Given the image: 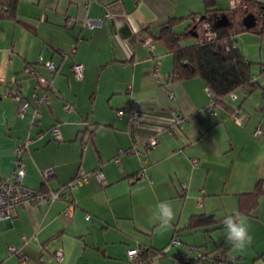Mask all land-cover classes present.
<instances>
[{
  "label": "crops",
  "instance_id": "0c3cea01",
  "mask_svg": "<svg viewBox=\"0 0 264 264\" xmlns=\"http://www.w3.org/2000/svg\"><path fill=\"white\" fill-rule=\"evenodd\" d=\"M246 1L247 9H234L231 0H213L215 20L226 15L254 83L223 102L200 77L172 81L173 56L153 41L170 17L183 19L174 27L182 31L189 15L205 14L204 0H19L12 16L0 14V175L13 179L15 147L29 139L22 184L69 193L17 205L10 220L0 219V264H264V195L240 213L253 237L243 252L226 241L222 223L264 184V162H254L264 151V0ZM248 12L255 26L242 29ZM20 87L24 112L13 97ZM45 91L48 103L39 104ZM57 123L60 137L51 132ZM81 173L87 179L67 188ZM162 201L175 212L167 229L152 219ZM201 215L212 221L188 228ZM221 254L226 260L217 261Z\"/></svg>",
  "mask_w": 264,
  "mask_h": 264
},
{
  "label": "trees",
  "instance_id": "16d2710c",
  "mask_svg": "<svg viewBox=\"0 0 264 264\" xmlns=\"http://www.w3.org/2000/svg\"><path fill=\"white\" fill-rule=\"evenodd\" d=\"M19 0H0V14L12 16L15 13ZM206 13L193 19L182 31H176L174 27L183 21L180 18L170 17L159 28L153 41L162 43L173 56L171 72L172 81H181L189 77H200L212 92L216 102H223L229 94L241 88L253 89V77L250 62L242 49L236 44L230 24L219 25L216 10L213 8V0H204ZM197 19V21H196ZM208 21L216 37L211 40L199 41L194 39L191 43H184L197 27ZM242 29H246L241 26ZM261 181L257 182L250 194L241 196L239 213L247 214L257 205L260 196L264 195V186ZM43 189L42 186L39 187ZM63 194L69 195L64 190ZM246 201L245 205L243 201ZM208 216H192L188 228H196L211 222ZM218 261V258H216Z\"/></svg>",
  "mask_w": 264,
  "mask_h": 264
},
{
  "label": "built area",
  "instance_id": "2783aa9c",
  "mask_svg": "<svg viewBox=\"0 0 264 264\" xmlns=\"http://www.w3.org/2000/svg\"><path fill=\"white\" fill-rule=\"evenodd\" d=\"M238 7L247 9L249 7V3L246 0H231V8L235 9ZM70 19H73V18H70ZM87 24L89 23L87 22ZM215 37H216V33L214 30L211 29L210 22H208L207 20L203 21L200 24V29H199V33L197 34V39L199 41H204V40H211ZM144 46L147 47L148 49L152 48L153 42L151 41V39L144 40ZM71 51H74V48H72ZM45 65L51 72L55 71L57 67L56 64L52 61L45 62ZM27 71L31 74H35L34 70L31 67L27 68ZM73 72L76 77L78 78L82 77L83 75L82 64L73 65ZM38 82H39L38 86L41 85L44 88H47V86L49 87L50 85L49 82L44 77H38ZM19 89H20L19 91L16 90L14 92L13 97L15 100L18 101L19 110L21 112H24L27 108V102L21 97V93H20L21 87ZM210 93L213 96L211 91ZM48 100H49V96H48V93H46V91L43 92V94L41 95H36V101L39 104L48 103ZM65 107L69 108L70 106L69 104H65ZM37 114H38V110L35 108V110L33 111V115L36 116ZM137 116L138 114L136 113L135 110H133L131 113L132 119L137 118ZM180 117H181L180 113L178 111H174L172 113L173 123L180 125V122H181ZM51 132L53 133L55 137H60V129H59L58 123L55 124L51 128ZM256 132H258V130ZM29 142H30L29 139L24 140L23 142L19 143L15 147L16 162H15V170L13 172V179L8 180L7 178L0 175V219L2 220H10L14 212V209L17 205L26 204V203H38V202L45 201L47 199L52 200V201L60 200V199L67 200V195L62 193L65 190V188L64 189L62 188L63 186L61 187L62 189L44 192L39 187L31 188V187H27L22 184V179L25 174L23 150L24 148L27 147ZM156 143H157L156 136H151L148 139V145L154 146ZM51 174H52L51 168L44 171V175L46 177L50 176ZM96 174L99 178L102 177V172L100 170H98ZM86 179H87L86 173H81L74 180L68 183L67 188L76 187L77 185L84 182ZM69 213L71 214V212ZM86 218H89L88 214L86 215ZM179 244H180V241L178 239H173V241L171 242V246L179 245ZM190 250L194 251L195 247L191 246ZM9 251L14 252L16 251V248L14 246H9ZM138 253H139V250L137 248H130L127 251L129 258L136 257ZM58 257H60V255H58ZM217 258L219 260H226V257L223 256L222 254L219 255ZM26 260H27L26 256L22 255L20 257L21 263H25ZM230 260H232V258H230Z\"/></svg>",
  "mask_w": 264,
  "mask_h": 264
},
{
  "label": "clouds",
  "instance_id": "9594fccd",
  "mask_svg": "<svg viewBox=\"0 0 264 264\" xmlns=\"http://www.w3.org/2000/svg\"><path fill=\"white\" fill-rule=\"evenodd\" d=\"M254 162L260 164L264 162V151L259 152ZM152 219L159 223L162 229L171 227L175 219V212L171 203L162 201L156 205V212ZM222 223L225 228V239L232 246L233 250L243 252L251 245L253 237L249 231V224L246 217L239 212L227 215L223 218Z\"/></svg>",
  "mask_w": 264,
  "mask_h": 264
},
{
  "label": "water",
  "instance_id": "95a60500",
  "mask_svg": "<svg viewBox=\"0 0 264 264\" xmlns=\"http://www.w3.org/2000/svg\"><path fill=\"white\" fill-rule=\"evenodd\" d=\"M255 15L252 12H248L244 15L242 19L243 26L247 29L252 28L255 26ZM217 24L219 25H225L227 24V17L225 14L221 15L220 18L217 20Z\"/></svg>",
  "mask_w": 264,
  "mask_h": 264
},
{
  "label": "rangeland",
  "instance_id": "374dc122",
  "mask_svg": "<svg viewBox=\"0 0 264 264\" xmlns=\"http://www.w3.org/2000/svg\"><path fill=\"white\" fill-rule=\"evenodd\" d=\"M238 41H239L240 46L243 47V46H244V38L239 39ZM248 43H250V42H248ZM242 49H243V48H242ZM253 49H254V48H252V50H253ZM256 66H257V65L253 64V69H254V70H255Z\"/></svg>",
  "mask_w": 264,
  "mask_h": 264
}]
</instances>
